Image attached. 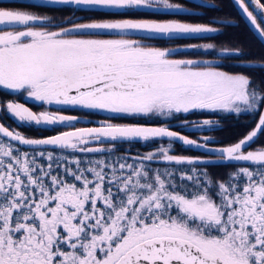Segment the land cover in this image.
<instances>
[{
  "label": "snow or ice",
  "instance_id": "6c2138e0",
  "mask_svg": "<svg viewBox=\"0 0 264 264\" xmlns=\"http://www.w3.org/2000/svg\"><path fill=\"white\" fill-rule=\"evenodd\" d=\"M234 2L264 45V2ZM199 17L185 0L0 7V89L44 107L0 111L55 133L0 123V264H264V143L246 150L264 136V80L224 70L264 58L189 42L220 31ZM197 112L259 119L223 145L174 129L218 125Z\"/></svg>",
  "mask_w": 264,
  "mask_h": 264
},
{
  "label": "trees",
  "instance_id": "16d2710c",
  "mask_svg": "<svg viewBox=\"0 0 264 264\" xmlns=\"http://www.w3.org/2000/svg\"><path fill=\"white\" fill-rule=\"evenodd\" d=\"M202 4L194 3L190 4L185 0L186 6L193 9V12L200 13V17L194 19L192 22L197 23H209L212 22V26L218 28L220 30L219 33L214 35H207L203 39L191 40L189 42H197V43H215L217 47L228 46L233 48H242L246 52H249L251 55L248 57V60L253 63H259L261 58H264V46L260 43V41L254 36L251 30L246 26L240 15L238 14L236 8L232 4L230 0H202ZM17 1H8V2H0V6L3 7H14L17 5ZM56 9H61L63 11H54L48 13L49 15H54L56 17H67L72 15L70 10V6H60L55 7ZM76 15H84L83 12L77 11ZM104 18H113V17H104ZM118 18V17H117ZM225 21H233L234 23H225ZM187 58H201V57H193L186 56ZM203 58H212L210 56H206ZM240 61H236L233 59L226 60L224 70L227 71H243L247 74L253 76L257 81L264 80V70L259 68L255 70L249 69H241V68H233L231 67L234 63H239ZM19 94L10 93L3 89H0V99L3 101L12 100V99H21L20 101L24 103L27 107L31 108L33 111L44 110L39 104L36 102H24ZM17 97V98H16ZM92 119H97L98 117H91ZM187 119L191 122H200L204 119H212L217 120L220 123V126L217 128H204V129H190L185 128L181 129L178 124H174L173 127L175 130L181 131L185 135H189L191 138L201 139L203 136H214L219 141L222 142L223 145H228L236 142L239 139H242L249 131H251L255 124L258 122L259 113H257L254 117L249 116V114H241L237 116L235 113H210V112H197L190 113L187 116ZM4 123L8 125L11 124L10 127H17L21 133L29 137H39V136H48L54 135L55 133L51 131H41L38 130L35 126L28 125H18L13 122L9 117H6ZM261 143H264V136H260L259 140L256 143L252 144L250 149L246 150H255L260 146ZM128 145H124L125 150H128ZM176 150L182 151L181 145L179 143L176 144ZM133 152L140 151L146 152L150 150L143 144H136L131 149ZM196 152V150H193ZM185 154H188L185 151ZM220 175H223L225 171H228L225 167H219L215 169Z\"/></svg>",
  "mask_w": 264,
  "mask_h": 264
},
{
  "label": "rangeland",
  "instance_id": "374dc122",
  "mask_svg": "<svg viewBox=\"0 0 264 264\" xmlns=\"http://www.w3.org/2000/svg\"><path fill=\"white\" fill-rule=\"evenodd\" d=\"M8 1H17V2H19V0H0V2H8ZM198 1V0H197ZM231 1V0H230ZM60 6H62V5H57V6H55V7H60ZM0 7H3V6H0ZM71 7V6H70ZM239 14V13H238ZM220 32V31H219ZM218 32V33H219ZM215 34H217V33H215ZM208 35H214V34H208ZM255 36V35H254ZM164 46V45H163ZM173 46V45H172ZM264 46V45H263ZM179 58H182V57H179ZM185 58H187V57H185ZM5 91H8V92H10V93H12L10 90H5ZM19 96H21V98L23 99V101L24 102H29V101H31V100H28V101H26L25 100V98H24V96L23 95H20L19 94ZM18 96V97H19ZM17 98V97H16ZM21 99H19V98H17V99H12V100H7V101H16V102H19V103H22L21 101H20ZM7 101H3L2 99H0V102H7ZM31 102H33V101H31ZM36 104H39V103H37L36 102ZM43 110V109H42ZM42 110H38V111H34V112H39V111H42ZM6 117H9L13 122H15L17 125H18V121H16L15 120V118L14 117H12L11 115H9V114H6V113H3L2 111H0V123H4V120H5V118ZM201 122V121H200ZM194 123H197V122H194ZM5 124V123H4ZM5 126H8V127H10L11 126V124L9 123L8 125H6L5 124ZM220 126V123H218V125L217 126H214V127H211V128H217V127H219ZM10 128H12V129H16L17 130V127H10ZM204 129V128H203ZM19 131V130H18Z\"/></svg>",
  "mask_w": 264,
  "mask_h": 264
},
{
  "label": "water",
  "instance_id": "95a60500",
  "mask_svg": "<svg viewBox=\"0 0 264 264\" xmlns=\"http://www.w3.org/2000/svg\"><path fill=\"white\" fill-rule=\"evenodd\" d=\"M234 7L236 8L237 12L239 13L240 17L243 19V21L246 23V25L248 26V28L251 30V26L249 24V22L247 21L246 17L242 14V10L239 9V7L235 4L234 0H231ZM251 32L253 33V31L251 30ZM254 34V33H253ZM255 35V34H254ZM255 37L257 38V36L255 35ZM258 39V38H257ZM259 40V39H258Z\"/></svg>",
  "mask_w": 264,
  "mask_h": 264
},
{
  "label": "flooded vegetation",
  "instance_id": "af4514ba",
  "mask_svg": "<svg viewBox=\"0 0 264 264\" xmlns=\"http://www.w3.org/2000/svg\"><path fill=\"white\" fill-rule=\"evenodd\" d=\"M188 3L190 4H194V3H198L199 5L203 3L202 0H186ZM232 2V1H231ZM262 2H264V0H262ZM233 4V3H232ZM190 8V7H189ZM192 9V8H191ZM193 10V9H192ZM196 12V10H195ZM243 20V19H242ZM245 23V22H244ZM246 24V23H245ZM247 26V25H246ZM248 27V26H247ZM164 46H172V45H164ZM174 46V45H173ZM182 58H185V57H182Z\"/></svg>",
  "mask_w": 264,
  "mask_h": 264
}]
</instances>
